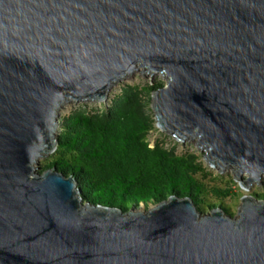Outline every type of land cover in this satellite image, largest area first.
<instances>
[{"label": "water", "instance_id": "1", "mask_svg": "<svg viewBox=\"0 0 264 264\" xmlns=\"http://www.w3.org/2000/svg\"><path fill=\"white\" fill-rule=\"evenodd\" d=\"M137 73L166 78L160 131L261 183L264 0H0V264H264L255 195L236 215L178 195L122 209L36 167L66 105L109 101Z\"/></svg>", "mask_w": 264, "mask_h": 264}, {"label": "trees", "instance_id": "2", "mask_svg": "<svg viewBox=\"0 0 264 264\" xmlns=\"http://www.w3.org/2000/svg\"><path fill=\"white\" fill-rule=\"evenodd\" d=\"M160 86L124 84L102 109L69 110L42 170L55 166L73 175L83 196L104 206L148 207L178 195L192 198L202 211L221 207L227 214L224 200L234 195L233 188L210 183L217 178H209L200 155L179 153L160 140L151 144L149 135L157 129L152 93ZM254 195L264 199V190Z\"/></svg>", "mask_w": 264, "mask_h": 264}, {"label": "rangeland", "instance_id": "3", "mask_svg": "<svg viewBox=\"0 0 264 264\" xmlns=\"http://www.w3.org/2000/svg\"><path fill=\"white\" fill-rule=\"evenodd\" d=\"M138 72H141V70H138ZM146 73H137L135 77H132L131 79L126 80L127 82H122L121 84H135L139 86L143 85H153L157 82L163 83V85L166 83V78L164 75L159 76L157 78V75L152 76L149 75L147 78H145ZM149 74V73H148ZM118 88H115L112 92L113 94L117 93L120 90V86ZM108 103L106 102H99V101H89V102H75L74 104L66 105L65 109L61 113V117L66 114L69 110L74 109L80 105H86L87 108H99L102 109L104 106ZM153 111V110H152ZM149 140L151 144L153 145L157 140L163 141L165 146L167 147H176L177 152H185V151H192L200 155L201 160L206 167L208 171H210L211 175L209 178L216 177L217 180L215 181H209L210 183H215L221 187L230 185L233 188L234 195L226 198L224 200V206L227 208L228 213L232 215H236L239 209V206L241 204V197L245 194H257L264 190V175L261 177V183L254 182L251 186L247 187H241L239 181L235 179V173H234V167L228 166L225 168L224 172L222 173L221 170L217 166L210 165L204 157V151L199 148L197 143L195 141H186L185 143L177 141L175 138H173L170 135L165 136V133L160 131L158 128L154 131H152L149 135ZM48 157L42 159V162L39 164H36V167L39 166L40 170H42V164L46 162V159ZM249 177V174L247 172H244L240 178L242 180H246ZM140 205V204H139ZM148 206H153V204H149ZM206 212H208L210 209L209 207H205L204 209Z\"/></svg>", "mask_w": 264, "mask_h": 264}]
</instances>
